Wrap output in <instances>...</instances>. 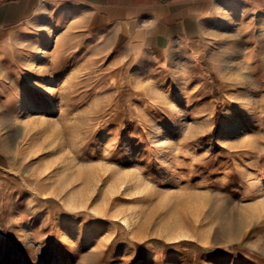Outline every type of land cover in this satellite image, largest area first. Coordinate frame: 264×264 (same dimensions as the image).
<instances>
[{
  "label": "rangeland",
  "instance_id": "obj_1",
  "mask_svg": "<svg viewBox=\"0 0 264 264\" xmlns=\"http://www.w3.org/2000/svg\"><path fill=\"white\" fill-rule=\"evenodd\" d=\"M83 16L0 51V264H264V0L158 54Z\"/></svg>",
  "mask_w": 264,
  "mask_h": 264
},
{
  "label": "crops",
  "instance_id": "obj_2",
  "mask_svg": "<svg viewBox=\"0 0 264 264\" xmlns=\"http://www.w3.org/2000/svg\"><path fill=\"white\" fill-rule=\"evenodd\" d=\"M258 1L0 0V51L43 9L84 14V20L105 26L113 33L121 30L125 41L146 53L158 54L200 38L218 7L242 4L256 7Z\"/></svg>",
  "mask_w": 264,
  "mask_h": 264
},
{
  "label": "bare ground",
  "instance_id": "obj_3",
  "mask_svg": "<svg viewBox=\"0 0 264 264\" xmlns=\"http://www.w3.org/2000/svg\"><path fill=\"white\" fill-rule=\"evenodd\" d=\"M52 30H53V29H51V30L47 33V36H48V39H49V40H48L49 44H52V32H51ZM37 84H38V83H37ZM37 84H36V85L34 84V85H35V86H38ZM38 87H39V86H38ZM47 92H48V91H47ZM38 95H39L38 93H35V96H38ZM105 241H106L105 243H107L108 240H105Z\"/></svg>",
  "mask_w": 264,
  "mask_h": 264
}]
</instances>
